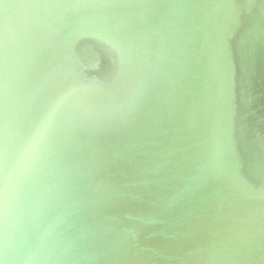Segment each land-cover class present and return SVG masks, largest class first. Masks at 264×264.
Returning a JSON list of instances; mask_svg holds the SVG:
<instances>
[{
	"label": "water",
	"instance_id": "95a60500",
	"mask_svg": "<svg viewBox=\"0 0 264 264\" xmlns=\"http://www.w3.org/2000/svg\"><path fill=\"white\" fill-rule=\"evenodd\" d=\"M53 110L0 264H264V0H0V153Z\"/></svg>",
	"mask_w": 264,
	"mask_h": 264
},
{
	"label": "clouds",
	"instance_id": "9594fccd",
	"mask_svg": "<svg viewBox=\"0 0 264 264\" xmlns=\"http://www.w3.org/2000/svg\"><path fill=\"white\" fill-rule=\"evenodd\" d=\"M57 115L58 112L53 110L38 119L29 137L13 156L7 151L0 153V220L5 223L10 219L17 188L44 153Z\"/></svg>",
	"mask_w": 264,
	"mask_h": 264
}]
</instances>
